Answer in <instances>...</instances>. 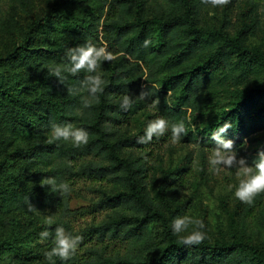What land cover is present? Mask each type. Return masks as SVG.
Masks as SVG:
<instances>
[{
	"label": "trees",
	"instance_id": "trees-1",
	"mask_svg": "<svg viewBox=\"0 0 264 264\" xmlns=\"http://www.w3.org/2000/svg\"><path fill=\"white\" fill-rule=\"evenodd\" d=\"M33 1L0 0V264H46L43 251L23 250L16 227L6 228L18 214L51 221L40 226L49 232L48 250L58 226L82 237L71 259L55 257L58 264H264V194L241 213L223 206L225 215L210 221L199 167L189 159L165 162L177 144L212 149L211 134L225 121L233 127L223 135L238 157L251 164L264 149V135L253 137L264 130V44L254 40L264 0H241L236 25L206 22L201 0H52L15 24ZM87 40L118 57L102 63L98 97L82 87L85 71H64L62 80L51 75L68 66L69 48ZM141 91L145 99H136ZM124 94L135 99L127 111L120 108ZM157 116L184 122L179 143L170 130L138 142ZM65 123L86 129L89 143H49L52 125ZM18 165L12 184L3 168ZM47 177L67 181L70 192L41 186ZM73 194L90 204L72 210ZM77 215L90 221L75 230ZM182 215L203 220L201 244L185 246L186 233L172 231Z\"/></svg>",
	"mask_w": 264,
	"mask_h": 264
},
{
	"label": "clouds",
	"instance_id": "clouds-1",
	"mask_svg": "<svg viewBox=\"0 0 264 264\" xmlns=\"http://www.w3.org/2000/svg\"><path fill=\"white\" fill-rule=\"evenodd\" d=\"M231 0H201V4L211 5L213 8L224 7ZM151 41L145 39L144 47H148ZM68 66H56L51 69V75L62 80V73L67 71L72 75H76L82 71L89 75L82 81V87L92 97H98L102 93L105 86V81L102 78L100 71L103 62H111L118 57L110 52L106 45L97 46L91 40L85 41L81 45L71 47L67 52ZM146 93L141 91L136 99H145ZM135 102L133 96L124 94L120 100V108L124 111L129 110ZM153 106L158 104V100L152 101ZM84 106L89 107L90 101L85 100ZM233 127L232 123L225 121L215 132L211 134V139L214 142V147L209 156L210 170L215 174H219L222 170L235 168L239 178L238 186L235 188L234 195L242 203L252 205L256 197L264 194V149L257 151L256 158L251 164L244 157H238L235 142L232 139L225 138L223 134L229 128ZM171 132L173 144L180 142L187 129L183 121L171 123L163 116H157L155 119L148 121L144 135L138 140L139 143H148L153 137L159 138L165 135L166 132ZM71 141L74 147L85 146L89 143V133L83 127H74L71 123L53 124L51 127V139L49 143L54 141ZM246 144V140L242 142ZM145 159L147 157L145 156ZM41 186H50L51 191L59 192L60 195L70 192V185L67 181L57 183L55 177H47ZM51 223V221H49ZM205 224L203 220L195 218L191 215H182L174 218L172 222V231L180 236V243L185 246H195L201 244L206 239L204 231ZM49 237L47 230L41 232V241ZM82 237L72 235L62 227L58 226L55 229L54 246L46 252V258L50 264H55L54 257H59L62 261L71 259L77 251L78 245Z\"/></svg>",
	"mask_w": 264,
	"mask_h": 264
},
{
	"label": "rangeland",
	"instance_id": "rangeland-1",
	"mask_svg": "<svg viewBox=\"0 0 264 264\" xmlns=\"http://www.w3.org/2000/svg\"><path fill=\"white\" fill-rule=\"evenodd\" d=\"M52 0H34L33 4L28 12L20 13L19 16H16L15 24L21 25L27 23L29 18L37 17L51 4ZM243 2L241 0H231V2L224 7L213 8L211 5H208L203 12V19L206 22L219 23L222 19L227 18L230 19L231 22L236 25L238 24V14L241 12L240 7L242 8ZM42 38V36L40 37ZM254 40L256 42H262L264 44V24L262 28L256 31L254 36ZM40 42H37L39 44ZM139 126V125H138ZM192 128L194 131H197V123L192 124ZM260 135H264V130L255 133L253 137H257ZM239 136V134H237ZM247 138H244L245 141ZM177 152L171 156L170 160H166L165 162L168 165H174L177 162L181 164L186 159H189L191 165L195 167H199L200 171H202L201 177L205 179V186L203 187V196H204V204L206 205V209L209 212L208 219L213 221V218H216L217 215H222L223 217L224 210L223 206L226 210H230V212L236 211L238 213L242 212V208L246 205L239 201L235 195V188L238 186L239 178L237 176V170L235 168L222 170L219 174H215L210 170L209 166V156L211 154L210 148H199L198 146H194L193 144H189L186 146H180L177 144ZM245 150L249 153H252L254 149V144H249L246 141L244 144ZM202 149V150H201ZM198 164V166H197ZM3 172L7 174L8 178H12V184L17 183L13 178L20 173V167L16 166H4ZM11 180V179H10ZM70 208L72 210H77L80 208H85L90 202L87 199H83L81 197H77L74 194L71 197ZM90 216H76L73 219L74 229L78 230L83 225L88 224L90 221ZM6 228L10 229L12 226L16 227L14 235L21 240V247L23 250H31L32 253L37 251H43L45 254V262L46 264H50V261L46 258V252H48V246L45 243L46 240L41 241L40 234L43 232V229L40 227L44 223H48L49 220L47 218H42L40 215L36 214H18L13 218H9L6 221ZM48 250V251H47ZM55 260V257L53 258ZM4 264H15L14 262H8V259H4L2 261ZM55 264H58L55 261Z\"/></svg>",
	"mask_w": 264,
	"mask_h": 264
}]
</instances>
